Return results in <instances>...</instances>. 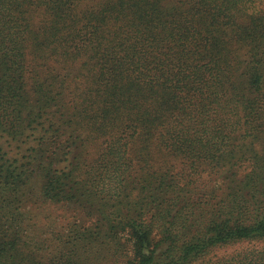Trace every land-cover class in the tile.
Wrapping results in <instances>:
<instances>
[{
	"label": "trees",
	"instance_id": "trees-1",
	"mask_svg": "<svg viewBox=\"0 0 264 264\" xmlns=\"http://www.w3.org/2000/svg\"><path fill=\"white\" fill-rule=\"evenodd\" d=\"M0 264H264V0H0Z\"/></svg>",
	"mask_w": 264,
	"mask_h": 264
}]
</instances>
